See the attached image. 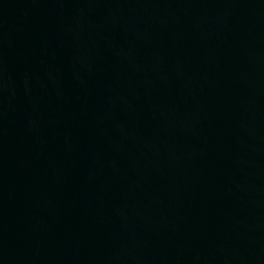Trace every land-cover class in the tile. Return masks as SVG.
Instances as JSON below:
<instances>
[{"label": "water", "instance_id": "water-1", "mask_svg": "<svg viewBox=\"0 0 264 264\" xmlns=\"http://www.w3.org/2000/svg\"><path fill=\"white\" fill-rule=\"evenodd\" d=\"M0 264H264V0H0Z\"/></svg>", "mask_w": 264, "mask_h": 264}]
</instances>
